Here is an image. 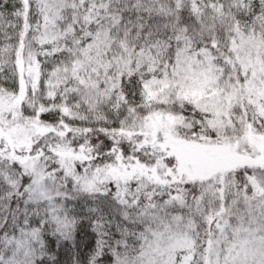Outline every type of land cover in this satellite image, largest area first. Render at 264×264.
<instances>
[{
    "label": "snow or ice",
    "instance_id": "obj_1",
    "mask_svg": "<svg viewBox=\"0 0 264 264\" xmlns=\"http://www.w3.org/2000/svg\"><path fill=\"white\" fill-rule=\"evenodd\" d=\"M0 264H264V0H0Z\"/></svg>",
    "mask_w": 264,
    "mask_h": 264
}]
</instances>
